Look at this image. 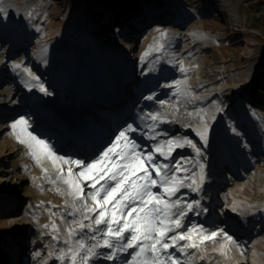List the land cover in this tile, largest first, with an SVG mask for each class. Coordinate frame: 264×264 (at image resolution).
Segmentation results:
<instances>
[{
  "label": "rangeland",
  "instance_id": "374dc122",
  "mask_svg": "<svg viewBox=\"0 0 264 264\" xmlns=\"http://www.w3.org/2000/svg\"><path fill=\"white\" fill-rule=\"evenodd\" d=\"M0 8L6 10L0 14V264H58L63 245L52 239L51 224L63 240L60 214L72 203L58 168L39 152L34 159L11 122L26 116L59 154L90 161L127 124L147 131L150 112L168 121L155 125L167 133L159 140L186 137L202 146L203 191H184L208 212L190 215L186 224L223 228L245 253L221 235L187 255L177 252L182 264H264V0H0ZM175 80L181 83L164 87ZM118 88L126 91L125 111L103 101ZM210 91L205 103L189 104L191 94ZM118 114L124 118L114 125L110 117ZM77 122L90 130L108 126L109 134L86 154L74 138L65 140L79 139ZM205 125L203 146L196 131ZM176 156L195 152L186 146ZM195 164L187 166L198 171Z\"/></svg>",
  "mask_w": 264,
  "mask_h": 264
},
{
  "label": "snow or ice",
  "instance_id": "6c2138e0",
  "mask_svg": "<svg viewBox=\"0 0 264 264\" xmlns=\"http://www.w3.org/2000/svg\"><path fill=\"white\" fill-rule=\"evenodd\" d=\"M5 11L0 8V14ZM177 65L181 73L186 72L182 61H177ZM13 67H23V71L37 81L42 93L52 95L31 69L21 63ZM180 83L175 80L164 87L173 88ZM178 92L179 89L174 94ZM145 98L151 101L155 96ZM165 103L160 101L161 105ZM147 115L152 121L145 126L147 131L127 124L90 161L59 154L53 145L35 133L26 116L11 122L13 132L19 128L22 134H17L16 139L32 150L34 159L39 152L58 168V178L67 185L68 195L72 197V203L66 205L67 211L60 214L63 240L57 224H51L52 231L57 233L52 239L57 245H63L56 249L54 258L58 264H182L177 252L187 255L186 249L195 250L208 241L215 242L221 235L226 242L237 243L241 254H245L242 246L223 228L186 224L190 215L201 216L208 212L201 199L190 200L184 191H203L206 165L200 162L202 146L186 137L159 140L158 137L167 133L158 131L155 125L168 121L159 119L158 112ZM208 131L206 125L196 131L203 146L208 144ZM230 131L240 135L234 127H230ZM138 134L155 143H140L136 138ZM186 146L194 150L195 157H173L176 150ZM189 160L196 161L194 167L198 171L187 166ZM44 228L48 229L49 225ZM193 233L199 234V242ZM35 255L38 257L41 253ZM48 255L53 256V253Z\"/></svg>",
  "mask_w": 264,
  "mask_h": 264
},
{
  "label": "bare ground",
  "instance_id": "6f19581e",
  "mask_svg": "<svg viewBox=\"0 0 264 264\" xmlns=\"http://www.w3.org/2000/svg\"><path fill=\"white\" fill-rule=\"evenodd\" d=\"M121 88V87H120ZM219 89L221 88V86L218 87ZM112 89H115V88H112ZM118 92L115 93L114 92H111L110 93V96L107 97V99H103V101H106L107 103L111 104L112 106H115L117 107L118 109H121L122 111H125V108H127L123 102H125V89L121 90V89H117ZM112 91V90H111ZM50 92V91H49ZM213 93L210 91V92H207V93H198V94H191L190 96V100H189V104L190 105H193L194 103L196 102H199V103H205L206 100L209 99V97L212 95ZM43 101L45 103H47V101L43 98ZM65 117H68V115L64 114ZM111 120H115L114 118H117L116 120V123L118 124L119 122H121V120H123L124 116L123 115H120L118 114L117 116H111L110 117ZM78 125H80V127H82L81 131H80V136L79 139L73 137L74 135L76 136V134H73L71 135V137L69 135H66L68 136V138H66L65 140L69 141L71 140V138L73 139L74 138V141H79L81 142L79 145H82L81 148L85 151H88L91 150V152H93L95 149H97L99 147V145H97L96 143V136L99 134L98 131H102L101 133V137H103V140L107 138L109 132H107V128L108 126H104V128H99L96 130L95 127H93L92 130H90L87 126H84V124L80 123V122H77ZM74 133V132H73ZM98 133V134H97ZM78 142V143H79ZM104 142V141H103ZM62 145V144H61ZM105 146H102V149L104 148ZM101 149V148H100ZM99 149V150H100ZM174 158H177L174 157ZM215 187V186H213ZM216 188V194L219 192V190ZM215 190V189H214ZM214 204V203H213ZM210 206V205H209ZM230 224V223H229ZM235 225L234 224H230L229 227H234ZM237 229H240L241 233H244V234H247L246 233V230L240 228V227H236ZM239 234V233H238Z\"/></svg>",
  "mask_w": 264,
  "mask_h": 264
},
{
  "label": "trees",
  "instance_id": "16d2710c",
  "mask_svg": "<svg viewBox=\"0 0 264 264\" xmlns=\"http://www.w3.org/2000/svg\"><path fill=\"white\" fill-rule=\"evenodd\" d=\"M135 1H138V0H134V2H135ZM119 12H120L121 14H124V10H121V9H120Z\"/></svg>",
  "mask_w": 264,
  "mask_h": 264
}]
</instances>
